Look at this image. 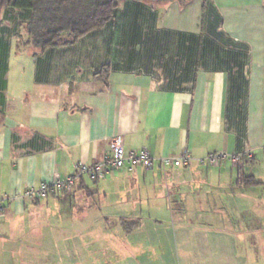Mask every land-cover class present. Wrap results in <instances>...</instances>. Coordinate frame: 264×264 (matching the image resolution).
Masks as SVG:
<instances>
[{
  "label": "crops",
  "instance_id": "1",
  "mask_svg": "<svg viewBox=\"0 0 264 264\" xmlns=\"http://www.w3.org/2000/svg\"><path fill=\"white\" fill-rule=\"evenodd\" d=\"M2 26L0 264H52L49 237L99 238V224L129 219H172L182 230L202 224L231 250L227 264H258L264 185L242 188L236 179L241 167L264 181V0H124L105 27L45 51L20 38L19 23ZM104 70L106 81L95 78ZM117 136L126 151L146 148L155 158L185 149L195 159L222 150H251L253 158L219 166L195 160L165 173L156 163L99 181L84 177L71 193L23 196L80 162L103 160ZM80 222L92 225L75 231ZM89 243H75L74 262L59 260L95 264ZM182 244L184 264L212 257V248ZM61 249L64 257L72 251Z\"/></svg>",
  "mask_w": 264,
  "mask_h": 264
},
{
  "label": "rangeland",
  "instance_id": "2",
  "mask_svg": "<svg viewBox=\"0 0 264 264\" xmlns=\"http://www.w3.org/2000/svg\"><path fill=\"white\" fill-rule=\"evenodd\" d=\"M1 17L2 11L0 10V18ZM21 33L23 34V36H20V38H27L25 28L21 29ZM227 202L229 204L232 202L233 205V200H228ZM231 208L233 210L235 209L233 206L227 207V209ZM52 210H55L54 212H56L57 214L61 212L63 216L66 215L65 213H63L65 211L64 209L62 210L61 208H54ZM259 212L262 214L264 213V206H260ZM59 217L55 219V223L51 224V229L53 231L60 230L59 228H57L59 227L58 223L60 225V222L58 220ZM252 219L254 221L255 217H252ZM258 224L259 226H264V219L260 218V220H258ZM75 225H78L77 222ZM91 225L92 224L89 222H82L81 224H79V229L74 230L80 232L86 231V229H90ZM201 225H199V228L197 229L185 228L182 230L179 222L172 219L157 223H140L137 219H129L119 224H99L98 231L100 230L101 233L99 238H90L87 236H83L82 238L77 237L76 239H70L68 241L64 240L63 243L61 242L63 240L57 239L58 237L54 235V237H49L45 240V248L53 250L51 256L52 264H62V261H60L59 258H65V263L74 262L76 258L74 256L76 254L75 243L78 242H91L89 243V247L86 248V246H84V248H86L87 251H91L93 253L91 257L93 260L95 259V264H184L183 257H181L180 254L182 252L181 244L184 241L185 243H187L185 246L188 249L206 247L205 251H207L206 249L212 248V257L208 258L206 264H227L225 262V259L230 258V254L232 252L224 245H221L223 244L222 240L224 239H209V230L203 228V226ZM261 232L264 233V231L260 230V235ZM92 240L96 242L93 245ZM215 241L218 242L217 245ZM260 242L264 243V238H261ZM143 247L145 250H142ZM59 248H64L65 250L71 248L72 251L69 252L68 250L66 252V257H64V255H59ZM261 250L262 247H259V252H261ZM87 251L85 249L78 250V252L84 254H86ZM110 251L113 259L111 258V254H107V252L110 253ZM122 252H124L125 254L122 255ZM204 257L202 258L204 259ZM263 263L264 255H259L258 264Z\"/></svg>",
  "mask_w": 264,
  "mask_h": 264
},
{
  "label": "trees",
  "instance_id": "3",
  "mask_svg": "<svg viewBox=\"0 0 264 264\" xmlns=\"http://www.w3.org/2000/svg\"><path fill=\"white\" fill-rule=\"evenodd\" d=\"M123 1L0 0V10L2 11L0 31L2 28L6 29L2 26L3 23H19L26 30L27 38L24 37L23 39L39 48L40 51L52 47L72 45L110 23L115 18ZM146 1L153 3L178 1L181 6H185L191 0ZM19 36H23V34H19ZM106 71L96 73L95 78L106 81ZM245 162L246 160L242 164ZM99 180L101 179L95 181ZM236 184L242 188H250L262 186L264 181L258 180L254 175L245 173L240 167Z\"/></svg>",
  "mask_w": 264,
  "mask_h": 264
},
{
  "label": "built area",
  "instance_id": "4",
  "mask_svg": "<svg viewBox=\"0 0 264 264\" xmlns=\"http://www.w3.org/2000/svg\"><path fill=\"white\" fill-rule=\"evenodd\" d=\"M253 157V152L247 150L241 153H229L225 150L211 152L202 158L195 159L190 150L185 149L180 154L170 157L155 158L146 148L126 151L121 136L112 138L109 154L101 161L93 164L80 162L75 172L66 177L54 174L51 182L42 183L39 187H31L24 191L23 196L30 199L46 198L51 193H71L76 184L85 176L96 180L106 178L115 171H134L137 167L152 169L157 163L165 173L170 168H185L191 166L195 160L206 166H219L224 162L241 165L244 160ZM5 209V199L0 197V213Z\"/></svg>",
  "mask_w": 264,
  "mask_h": 264
}]
</instances>
